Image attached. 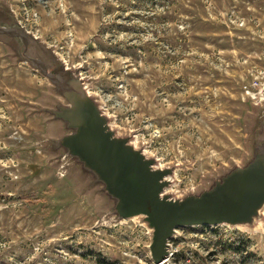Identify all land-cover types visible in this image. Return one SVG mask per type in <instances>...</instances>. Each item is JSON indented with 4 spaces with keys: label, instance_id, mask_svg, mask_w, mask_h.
Wrapping results in <instances>:
<instances>
[{
    "label": "rangeland",
    "instance_id": "rangeland-1",
    "mask_svg": "<svg viewBox=\"0 0 264 264\" xmlns=\"http://www.w3.org/2000/svg\"><path fill=\"white\" fill-rule=\"evenodd\" d=\"M0 24L28 35L0 34V264H157L141 216L116 219L80 169L57 170L63 129L44 108L63 99L29 48L78 72L116 134L173 168L175 197L264 140V0H0ZM168 242L163 264H264V215Z\"/></svg>",
    "mask_w": 264,
    "mask_h": 264
},
{
    "label": "water",
    "instance_id": "water-1",
    "mask_svg": "<svg viewBox=\"0 0 264 264\" xmlns=\"http://www.w3.org/2000/svg\"><path fill=\"white\" fill-rule=\"evenodd\" d=\"M0 34L28 44L26 33L5 24H0ZM46 51L42 46L32 47L23 57L50 80L63 99L44 108L63 129L51 137L61 151L57 170L63 176L70 164L80 169L111 203L116 219L141 216L152 230L153 262L163 264L168 241L178 226L251 225L264 215V140L257 142L244 164L230 167L196 192L175 197L166 192L173 168L157 166L127 136L117 135L79 73ZM51 140L44 137L39 147L50 146Z\"/></svg>",
    "mask_w": 264,
    "mask_h": 264
}]
</instances>
